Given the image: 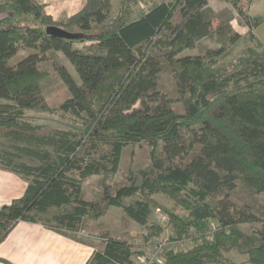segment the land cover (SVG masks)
Wrapping results in <instances>:
<instances>
[{
    "label": "trees",
    "instance_id": "1",
    "mask_svg": "<svg viewBox=\"0 0 264 264\" xmlns=\"http://www.w3.org/2000/svg\"><path fill=\"white\" fill-rule=\"evenodd\" d=\"M136 1L119 0L112 15L113 0H86L76 13L55 19L38 0H0V129L16 149L2 150L0 164L27 184L22 196L0 207V243L20 221L72 237L112 206L147 227L149 241L162 232L152 221L160 209L172 239L182 241L159 244L153 264H264V215L237 208L231 199L239 182L264 192V45L253 33L264 16H251L233 0L250 28V43L227 62L224 47L184 53L213 33L208 0H163L135 16ZM177 9L182 20L174 23ZM51 25L76 36L50 35ZM21 50L31 52L11 64ZM52 58L70 94L59 109L77 125L36 134L42 126L24 113L55 111L40 68ZM166 65L175 97L160 87ZM141 142L153 146L152 165L128 185L105 187L99 199H87L84 181L115 174L124 150ZM21 154L40 162L17 160ZM159 194L173 204L159 201ZM240 223L260 227L246 233ZM102 238L86 264H138L135 254L143 252L136 245ZM187 239L192 245L181 247ZM231 251L248 258L237 261ZM0 262L8 260L0 256Z\"/></svg>",
    "mask_w": 264,
    "mask_h": 264
},
{
    "label": "rangeland",
    "instance_id": "2",
    "mask_svg": "<svg viewBox=\"0 0 264 264\" xmlns=\"http://www.w3.org/2000/svg\"><path fill=\"white\" fill-rule=\"evenodd\" d=\"M50 5L46 7L45 11L47 14H53L57 10H64L68 14L75 13L79 6L86 3L83 0H52L54 3H50L51 0H46ZM163 0H139L132 2V9L134 15L146 11L154 3L160 2ZM233 6L229 4V8H225L220 15L215 14L213 17V33L212 35L204 38L202 41L198 42L193 49L186 50L185 54H194V55H205L208 53V50H217L220 47L225 48V56L222 60L231 61L234 60L238 55L243 52V49L246 48L250 41L248 37L247 26L242 24L234 18L233 11L236 12L238 16V9L233 4V0H227ZM250 0H240V4L243 8H247ZM44 4V3H43ZM84 7V6H83ZM82 7V8H83ZM119 7V0H113V9L112 15L116 14V11ZM81 8V9H82ZM78 9V10H77ZM54 13L57 16L59 13ZM65 14V15H68ZM213 14V12H212ZM235 14V15H236ZM230 16L231 19H230ZM182 20V16L177 9L174 13L173 22L178 23ZM221 22V23H220ZM222 26L219 30L218 25ZM94 31H99V27ZM238 32L240 38L232 40L230 36ZM86 43H77L78 47H83ZM31 50H21L19 53L11 59L12 63H17L20 59L25 57ZM58 58L68 65L72 73L77 76L74 68L71 63L62 55L58 54ZM53 59L45 61L40 64L41 70L44 72V86L45 90L49 94L51 100V105L55 111H43L39 109H33L25 111L24 118L32 122L34 125H41L42 129L39 131H32L36 134H47L53 132L58 128H67L70 126L77 125L76 121L67 114H63L59 109L62 102L67 99L70 94L65 84L59 78L55 67L53 65ZM160 87L170 93L171 96H176L177 92L175 91V77L171 69L166 65L161 73L160 77ZM7 129H0V152L2 150H9L11 152H16L14 147V142L10 139L9 136L5 135ZM109 150V147H102L101 152ZM152 150L153 146L148 142H141L135 144L133 147L128 146L120 159L117 172L109 177H102L100 175L90 177L84 181V195L87 199L97 200L99 199V191L105 187L117 188L124 185H128L136 179L139 175V171L142 169H147L152 165ZM162 150V146L159 147V151ZM17 160L26 161L32 164H37L40 161L36 158L30 157L25 154L18 155ZM0 169L7 170L2 167L0 164ZM9 171V170H8ZM157 198L162 203L167 205H172V201L159 194ZM231 199L235 203L237 208L248 209L253 211L256 214L263 216L264 215V192H256L253 189L247 187L242 182L238 183V186L235 190L231 192ZM166 216V218H163ZM152 221L159 224L162 227V232L159 236L151 237L149 241L146 240V235L148 234V228L142 226L141 224L135 222L126 213L117 207H109L105 212L104 216L98 219H87L83 222L81 231L73 233L72 239L77 240L82 243H86L91 248L95 250L102 246L103 238L102 235L107 237H119L122 239H127L128 242L137 246L139 250L143 252L141 254H135V260L138 264H153L156 262L153 259L152 255L156 252V248L159 244H162V247L171 246L179 244L182 240L175 241L173 240V229L170 221L167 217V214L160 209H155L152 215ZM238 227L246 233H250L252 228H259V223H240ZM173 234V236H172ZM172 236V237H171ZM192 245V241L187 239L184 241V245L181 247L187 248ZM163 247V248H164ZM94 252V251H93ZM233 259L237 261L246 260L248 257L243 253L237 251H231L229 253Z\"/></svg>",
    "mask_w": 264,
    "mask_h": 264
},
{
    "label": "crops",
    "instance_id": "3",
    "mask_svg": "<svg viewBox=\"0 0 264 264\" xmlns=\"http://www.w3.org/2000/svg\"><path fill=\"white\" fill-rule=\"evenodd\" d=\"M38 1L46 4V7L50 6L46 0ZM50 3L54 2L51 0ZM83 4L85 5V3ZM229 4L230 2L227 0H208V7L213 15H220L225 8L230 6L232 9L233 6L231 4L229 6ZM84 5L79 6L78 9ZM247 9L251 16H264V0H250ZM54 13L49 15L55 19L68 14L63 9L58 11L57 16ZM233 13V19L240 23L239 13L238 16L235 11ZM245 26L249 32V26ZM253 33L264 45V22L254 28ZM26 185L19 175L0 169V207L10 203L14 198L22 196L25 193ZM93 251V247L91 248L88 244L62 235L41 223L20 221L7 238L0 243V256L8 260V262H0V264H86L93 255Z\"/></svg>",
    "mask_w": 264,
    "mask_h": 264
},
{
    "label": "water",
    "instance_id": "4",
    "mask_svg": "<svg viewBox=\"0 0 264 264\" xmlns=\"http://www.w3.org/2000/svg\"><path fill=\"white\" fill-rule=\"evenodd\" d=\"M47 33L62 38H74L76 35L58 26H48Z\"/></svg>",
    "mask_w": 264,
    "mask_h": 264
},
{
    "label": "built area",
    "instance_id": "5",
    "mask_svg": "<svg viewBox=\"0 0 264 264\" xmlns=\"http://www.w3.org/2000/svg\"><path fill=\"white\" fill-rule=\"evenodd\" d=\"M163 218H166V216H164ZM152 257H153V259H155V260H159V258H158V256H157V254L155 253V254H153L152 255Z\"/></svg>",
    "mask_w": 264,
    "mask_h": 264
}]
</instances>
